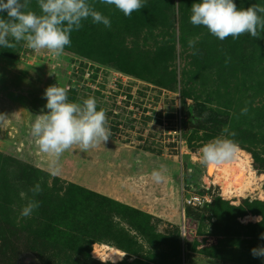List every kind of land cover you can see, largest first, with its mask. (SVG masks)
Instances as JSON below:
<instances>
[{"label": "rangeland", "instance_id": "374dc122", "mask_svg": "<svg viewBox=\"0 0 264 264\" xmlns=\"http://www.w3.org/2000/svg\"><path fill=\"white\" fill-rule=\"evenodd\" d=\"M198 2L146 0L130 18L110 6L111 27L83 21L58 59L23 41L0 47V264H264L251 255L264 246V32L221 41L190 23ZM30 7L39 14L37 0ZM53 85L72 102L95 97L112 132L66 151L55 177L31 135ZM195 110L213 113L194 127ZM217 137L240 152L209 175L200 149ZM37 182L41 205L21 218V192Z\"/></svg>", "mask_w": 264, "mask_h": 264}, {"label": "clouds", "instance_id": "9594fccd", "mask_svg": "<svg viewBox=\"0 0 264 264\" xmlns=\"http://www.w3.org/2000/svg\"><path fill=\"white\" fill-rule=\"evenodd\" d=\"M99 2L114 6L129 18L146 5V0ZM30 5L31 0H0V13H7V19L0 17V47L14 48L23 41L29 49L37 53L47 51L58 59L65 48L71 46V34L82 28L83 21L90 18L93 24L111 27V20L96 10L89 0H37L39 14ZM189 19L193 26L205 27L221 41L228 37L235 40L246 33L259 39L264 32V6L258 4L238 9L234 0H200L192 4ZM196 43L194 39L188 40V47L194 56L200 54ZM229 60L230 57L226 58V65ZM44 97V107L48 111L38 115L32 123L31 135L39 151L48 157L49 173L55 177L61 172L59 161L66 151L74 146L82 152L97 148L109 141L112 132L105 110H97L95 97L90 96L82 103L72 102L68 98V89L56 85L47 87ZM248 113L249 109L245 106L239 115L247 116ZM3 116L0 114V118ZM222 131L228 133L229 129L226 126ZM229 135L236 134L232 132ZM239 152V145L233 139L217 137L201 147L199 163L207 169H214L231 164ZM165 172V166L161 165L151 171L150 178L154 183H162L167 179ZM41 183L37 182L29 189L31 197L21 192V197L27 200L20 211L21 218H30L39 209L41 202L36 197L43 191ZM260 239H264V233ZM251 255L264 258V246L251 249Z\"/></svg>", "mask_w": 264, "mask_h": 264}, {"label": "trees", "instance_id": "16d2710c", "mask_svg": "<svg viewBox=\"0 0 264 264\" xmlns=\"http://www.w3.org/2000/svg\"><path fill=\"white\" fill-rule=\"evenodd\" d=\"M95 7H96V10H98V11H100L103 15H107L108 14V11H110V6H106V5H103V4H101L100 2H99V0H96V3H95ZM115 8V7H114ZM209 115H212V113L213 112H211L210 110L209 111H207L204 115L203 114H201V113H199V112H196V110L188 117V119H187V121H188V123L189 124H195V123H197V125L196 126H194V127H197V126H199V124L198 123H200L201 121H202V119H203V116H207L208 117V114ZM184 122H186L185 121V119H184ZM204 122H207V123H209L210 121H209V119H206ZM248 163H250V162H248ZM256 166V165H255ZM16 167H17V170L21 167V164H16ZM37 171H38V173H40L41 171L40 170H38L37 169ZM8 178H9V172H8V164H7V168H6V177H5V179H6V181L8 180ZM112 203L113 204H116L114 201H112ZM259 210H261V209H255V208H253L252 209V212H257V211H259ZM244 214V212L242 211V209H241V211H240V213H239V215H243ZM250 225H243V226H241L240 228H243V227H249Z\"/></svg>", "mask_w": 264, "mask_h": 264}, {"label": "bare ground", "instance_id": "6f19581e", "mask_svg": "<svg viewBox=\"0 0 264 264\" xmlns=\"http://www.w3.org/2000/svg\"><path fill=\"white\" fill-rule=\"evenodd\" d=\"M213 173V169H209L208 170V174L210 175V174H212Z\"/></svg>", "mask_w": 264, "mask_h": 264}, {"label": "water", "instance_id": "95a60500", "mask_svg": "<svg viewBox=\"0 0 264 264\" xmlns=\"http://www.w3.org/2000/svg\"><path fill=\"white\" fill-rule=\"evenodd\" d=\"M207 171H208V169H207ZM114 251L116 252V251H118V249H115Z\"/></svg>", "mask_w": 264, "mask_h": 264}]
</instances>
